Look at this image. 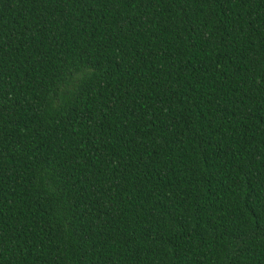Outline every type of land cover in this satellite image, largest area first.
I'll list each match as a JSON object with an SVG mask.
<instances>
[{
  "label": "trees",
  "instance_id": "1",
  "mask_svg": "<svg viewBox=\"0 0 264 264\" xmlns=\"http://www.w3.org/2000/svg\"><path fill=\"white\" fill-rule=\"evenodd\" d=\"M0 264H264V0H0Z\"/></svg>",
  "mask_w": 264,
  "mask_h": 264
}]
</instances>
